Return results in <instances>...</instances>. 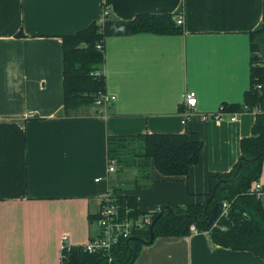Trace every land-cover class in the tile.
Wrapping results in <instances>:
<instances>
[{"label": "crops", "instance_id": "1", "mask_svg": "<svg viewBox=\"0 0 264 264\" xmlns=\"http://www.w3.org/2000/svg\"><path fill=\"white\" fill-rule=\"evenodd\" d=\"M103 5L109 20L167 13L181 15L183 24L176 33L107 35L104 92L114 101L102 113L91 106L66 114L61 37L101 24ZM263 23L261 0H0V264H61L63 234L69 246L98 235L108 136L186 132L200 141L187 174L163 175L151 165L147 178L121 193L141 214L202 204L208 173L233 168L255 114L204 121L198 113L243 101L254 56L249 34ZM186 90L195 92L196 105L183 118ZM258 181L264 186V163ZM131 264L264 259L213 244L193 226L187 235L155 237Z\"/></svg>", "mask_w": 264, "mask_h": 264}, {"label": "trees", "instance_id": "2", "mask_svg": "<svg viewBox=\"0 0 264 264\" xmlns=\"http://www.w3.org/2000/svg\"><path fill=\"white\" fill-rule=\"evenodd\" d=\"M179 30L180 26L176 25L173 14L142 13L126 21L104 18L101 24L92 22L73 34L63 35L61 44L65 113L71 114L84 107L95 106L99 93L104 92L103 42L107 35L137 32L169 34ZM249 36L251 51L264 58V23L261 29L251 32ZM263 78L264 66L259 65L258 58L253 56L250 62V85L243 94V101L222 104L224 110L239 111L243 104H260L263 96L255 91L253 85L256 80ZM201 147L202 143L189 137L186 132L108 136L107 154L116 158L119 166L115 176L109 181V190L121 204L135 207V200L124 196L122 189L138 186L139 177L149 176L151 165L163 175L187 174L189 167L198 161ZM257 155L258 158L252 160ZM238 163H241V168L235 179L220 183L213 192L212 199L206 202L212 194L213 185L220 179L230 177ZM263 163L264 112L255 114L251 134L241 139L240 156L233 168L227 173H208L209 191L206 200L202 204L187 207L172 205L173 213H163L156 222L155 237L187 235L194 226L198 231H207L213 244L233 250H249L264 259V205L251 189L253 183L259 180ZM129 166L133 167L132 170L135 168L139 174L132 175V170L130 173L128 169L122 171ZM220 201L227 202V212L218 217L214 224H207L205 205L210 212L214 203ZM164 206L166 205L161 208ZM183 213L195 218L176 217ZM136 236L148 239V230L138 232ZM143 245L145 244L127 239L118 241L110 250L111 262L107 261L104 253H88L81 246H70L69 249L62 250L61 264H131Z\"/></svg>", "mask_w": 264, "mask_h": 264}, {"label": "built area", "instance_id": "3", "mask_svg": "<svg viewBox=\"0 0 264 264\" xmlns=\"http://www.w3.org/2000/svg\"><path fill=\"white\" fill-rule=\"evenodd\" d=\"M264 5V0H261ZM109 15V7L103 5L102 16L107 18ZM102 20V21H103ZM174 20L177 26H182L183 18L181 15L174 16ZM101 21V22H102ZM100 48V45H97ZM255 57L258 58V64L264 66V58L260 54L255 53ZM255 91L263 96V101L257 105L243 104L242 109L235 111L232 114L227 113L224 110V106L221 105L215 112L198 113V116L202 120L214 119L219 121H235L237 114L244 112L263 113L264 112V78L258 79L253 85ZM113 95H107L105 92L99 93L95 100V106H97L99 113L104 112L107 107L114 101ZM196 105V94L193 90H186L182 95V106L184 109L183 118H186L191 114L192 109ZM117 171V162L115 159L107 156V165L105 172V179L108 182ZM97 177L95 181L100 180ZM253 193L258 197L264 205V186L260 181H255L252 185ZM228 209V204L223 201V211L225 214ZM154 214V213H153ZM153 214H141L137 212L136 208L126 203L121 204L116 196L109 190L101 194L100 205L96 214V223L99 229V233L95 238L89 239L85 244L81 245L83 251L88 253H104L107 255L108 262H111L112 258L109 253L111 248L120 240L129 239L131 236H136L138 232L146 231L153 219ZM69 239L68 234H63L61 238L62 250L69 249L67 244Z\"/></svg>", "mask_w": 264, "mask_h": 264}, {"label": "water", "instance_id": "4", "mask_svg": "<svg viewBox=\"0 0 264 264\" xmlns=\"http://www.w3.org/2000/svg\"><path fill=\"white\" fill-rule=\"evenodd\" d=\"M259 155L255 156L252 158V160H255L258 158ZM241 168V163H238L235 171L232 173V175L228 178H223V179H220L219 181H217L213 187H212V194L207 198L206 202H209L212 197H213V192L215 191V189L218 187V185L220 183H223V182H226V181H233L236 177V175L238 174L239 170ZM222 211H223V202L220 201V202H216L214 203L211 211H207V208H206V205L204 207V212L206 213L207 215V224H214L218 217L221 216L222 214ZM165 212H169V213H173V209L171 208V206L169 205H166L164 206L163 208H160L156 214L153 216V219L149 225V228H148V239H144V238H141L139 236H131L128 240H131V241H137V242H141V243H144V244H149L151 242H153L154 238H155V235H154V226L156 224V222L158 221V219L161 217V215ZM176 217L178 219H184V218H192L194 219L195 216L193 215H190V214H187V213H183V214H177ZM112 264V263H111Z\"/></svg>", "mask_w": 264, "mask_h": 264}, {"label": "rangeland", "instance_id": "5", "mask_svg": "<svg viewBox=\"0 0 264 264\" xmlns=\"http://www.w3.org/2000/svg\"><path fill=\"white\" fill-rule=\"evenodd\" d=\"M111 156H113V154H111ZM110 158H112V157H110ZM113 159H115V161H116V158L113 157ZM116 162H117V161H116ZM132 168H133V167H131V166H129V167H125V168L122 169V171H124V170L127 171V169H128V171H130V173H131ZM118 169H119V166H118V164H117V170H118ZM134 169H135V168H134ZM134 169L132 170V172L136 170V169H135V170H134ZM116 172H117V171H116ZM123 173H124V172H123ZM115 174H116V173H115Z\"/></svg>", "mask_w": 264, "mask_h": 264}]
</instances>
